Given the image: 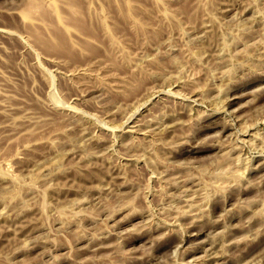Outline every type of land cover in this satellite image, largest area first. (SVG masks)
I'll list each match as a JSON object with an SVG mask.
<instances>
[{
  "label": "rangeland",
  "instance_id": "obj_1",
  "mask_svg": "<svg viewBox=\"0 0 264 264\" xmlns=\"http://www.w3.org/2000/svg\"><path fill=\"white\" fill-rule=\"evenodd\" d=\"M0 97V264H264V0H0Z\"/></svg>",
  "mask_w": 264,
  "mask_h": 264
},
{
  "label": "bare ground",
  "instance_id": "obj_2",
  "mask_svg": "<svg viewBox=\"0 0 264 264\" xmlns=\"http://www.w3.org/2000/svg\"><path fill=\"white\" fill-rule=\"evenodd\" d=\"M40 5H37V4H35V3H33V5H31L30 7H29V9L30 10H28V12L30 13L31 12V10L33 11L34 9H36V8H38ZM71 7V6H70ZM71 9H72V7H71ZM2 97V96H1ZM0 97V98H1ZM9 98V97H8ZM1 100V99H0ZM31 116V115H30Z\"/></svg>",
  "mask_w": 264,
  "mask_h": 264
}]
</instances>
